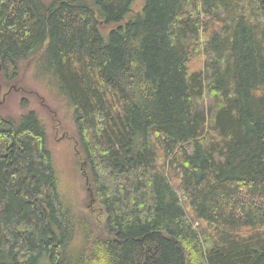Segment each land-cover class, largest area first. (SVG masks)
<instances>
[{"label":"trees","instance_id":"1","mask_svg":"<svg viewBox=\"0 0 264 264\" xmlns=\"http://www.w3.org/2000/svg\"><path fill=\"white\" fill-rule=\"evenodd\" d=\"M134 2L0 0V86L44 62L106 215L78 229L41 120L0 114V264H264L263 2Z\"/></svg>","mask_w":264,"mask_h":264},{"label":"rangeland","instance_id":"2","mask_svg":"<svg viewBox=\"0 0 264 264\" xmlns=\"http://www.w3.org/2000/svg\"><path fill=\"white\" fill-rule=\"evenodd\" d=\"M40 1L44 6H48L57 0ZM142 4L143 0H135L132 13L141 12ZM35 62L24 61L20 64L18 78L21 79L20 90L17 91L16 87L12 88L9 85L3 88L0 86L1 99L4 94H8L0 105V114L17 120L27 111L36 113L46 129V146L53 155L60 194L65 205L70 207L75 216L78 229L81 226V216L93 219L102 227L106 215L99 211L91 212L92 209L98 208L91 202L92 194L87 191L89 187L83 175L86 168L81 169L83 161L77 144L72 111L67 100L53 89L55 86L51 83V79L48 76L38 77V74L42 73L39 72L38 67L44 66V62H39L37 67ZM15 90L16 93H12ZM23 101L27 105H23ZM75 243L77 244L78 241Z\"/></svg>","mask_w":264,"mask_h":264},{"label":"water","instance_id":"3","mask_svg":"<svg viewBox=\"0 0 264 264\" xmlns=\"http://www.w3.org/2000/svg\"><path fill=\"white\" fill-rule=\"evenodd\" d=\"M262 2H263V5H264V0H262ZM7 95H8L7 93L4 94L3 99H1V97H0V105L3 103V100H4L5 96H7ZM81 169L83 170V166L81 167ZM83 175H84V173H83ZM86 185H88V180L87 179H86ZM87 191L89 192L90 189L87 188Z\"/></svg>","mask_w":264,"mask_h":264},{"label":"flooded vegetation","instance_id":"4","mask_svg":"<svg viewBox=\"0 0 264 264\" xmlns=\"http://www.w3.org/2000/svg\"><path fill=\"white\" fill-rule=\"evenodd\" d=\"M12 87H13V88H15V86H14V85H12Z\"/></svg>","mask_w":264,"mask_h":264}]
</instances>
